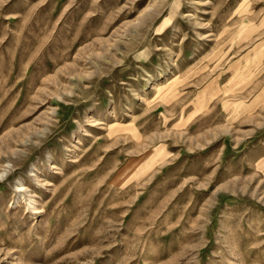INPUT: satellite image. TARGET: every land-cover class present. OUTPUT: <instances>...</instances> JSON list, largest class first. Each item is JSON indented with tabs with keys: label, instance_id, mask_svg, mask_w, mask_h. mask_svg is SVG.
Returning a JSON list of instances; mask_svg holds the SVG:
<instances>
[{
	"label": "rangeland",
	"instance_id": "374dc122",
	"mask_svg": "<svg viewBox=\"0 0 264 264\" xmlns=\"http://www.w3.org/2000/svg\"><path fill=\"white\" fill-rule=\"evenodd\" d=\"M0 264H264V0H0Z\"/></svg>",
	"mask_w": 264,
	"mask_h": 264
}]
</instances>
